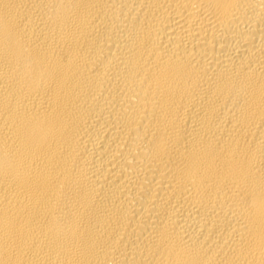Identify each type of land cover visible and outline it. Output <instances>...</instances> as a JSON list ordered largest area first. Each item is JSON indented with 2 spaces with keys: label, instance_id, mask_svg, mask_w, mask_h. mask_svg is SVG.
<instances>
[{
  "label": "bare ground",
  "instance_id": "bare-ground-1",
  "mask_svg": "<svg viewBox=\"0 0 264 264\" xmlns=\"http://www.w3.org/2000/svg\"><path fill=\"white\" fill-rule=\"evenodd\" d=\"M0 264H264V0H0Z\"/></svg>",
  "mask_w": 264,
  "mask_h": 264
}]
</instances>
